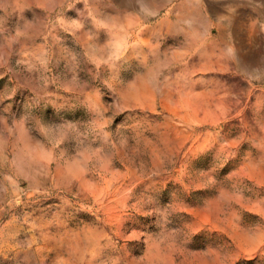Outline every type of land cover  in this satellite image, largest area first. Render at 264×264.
<instances>
[{"label":"rangeland","instance_id":"obj_1","mask_svg":"<svg viewBox=\"0 0 264 264\" xmlns=\"http://www.w3.org/2000/svg\"><path fill=\"white\" fill-rule=\"evenodd\" d=\"M0 264H264V0H0Z\"/></svg>","mask_w":264,"mask_h":264}]
</instances>
